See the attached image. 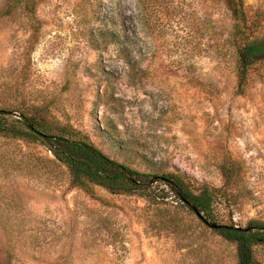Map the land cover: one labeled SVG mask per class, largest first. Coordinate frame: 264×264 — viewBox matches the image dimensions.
Returning <instances> with one entry per match:
<instances>
[{
	"label": "rangeland",
	"instance_id": "rangeland-1",
	"mask_svg": "<svg viewBox=\"0 0 264 264\" xmlns=\"http://www.w3.org/2000/svg\"><path fill=\"white\" fill-rule=\"evenodd\" d=\"M244 1L264 38V0ZM15 13L0 17V107H47L141 173L214 189L218 224L264 222V63L237 95L221 0H37V28ZM121 21L132 56L110 42ZM152 195L90 197L41 145L0 138V264H235L164 186Z\"/></svg>",
	"mask_w": 264,
	"mask_h": 264
},
{
	"label": "trees",
	"instance_id": "trees-1",
	"mask_svg": "<svg viewBox=\"0 0 264 264\" xmlns=\"http://www.w3.org/2000/svg\"><path fill=\"white\" fill-rule=\"evenodd\" d=\"M221 3L231 21L223 46L234 56L235 91L240 96L248 85L251 70L264 63L261 23L252 17L244 0H221ZM36 5L37 0H16L15 9L9 10L6 4L0 17L11 16L15 10V14L22 16L29 27L37 28ZM121 19L123 21L124 18ZM113 41L119 45V56H132L131 41L123 23L119 35L110 42ZM108 45L109 42H106L105 47ZM0 138L41 145L56 163L66 169L70 186L90 197H94V188L98 187L111 195H138L155 205L156 198L152 195L155 186H164L168 194L192 216L234 247L235 264H261L257 249L264 248L263 221L251 220L244 228L218 224L213 213L217 197L214 189L207 186L196 188L185 175L179 173H141L129 164L109 157L73 127L52 116L47 107H0ZM164 210L171 212L170 208Z\"/></svg>",
	"mask_w": 264,
	"mask_h": 264
}]
</instances>
